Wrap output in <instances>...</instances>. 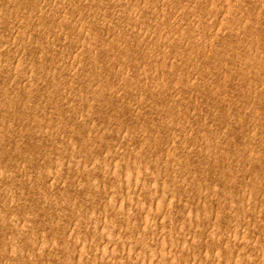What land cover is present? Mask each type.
<instances>
[{
	"label": "rangeland",
	"instance_id": "1",
	"mask_svg": "<svg viewBox=\"0 0 264 264\" xmlns=\"http://www.w3.org/2000/svg\"><path fill=\"white\" fill-rule=\"evenodd\" d=\"M0 264H264V0H0Z\"/></svg>",
	"mask_w": 264,
	"mask_h": 264
}]
</instances>
